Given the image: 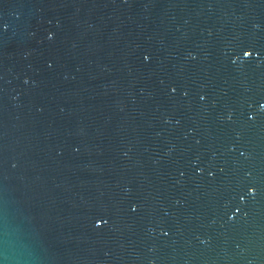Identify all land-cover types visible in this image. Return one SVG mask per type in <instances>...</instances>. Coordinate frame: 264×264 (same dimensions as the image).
<instances>
[{
  "label": "water",
  "instance_id": "1",
  "mask_svg": "<svg viewBox=\"0 0 264 264\" xmlns=\"http://www.w3.org/2000/svg\"><path fill=\"white\" fill-rule=\"evenodd\" d=\"M0 264H264V0H0Z\"/></svg>",
  "mask_w": 264,
  "mask_h": 264
}]
</instances>
